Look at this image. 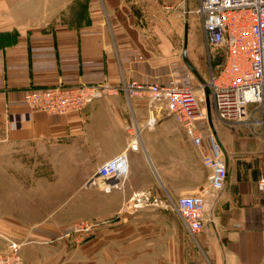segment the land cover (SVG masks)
Returning a JSON list of instances; mask_svg holds the SVG:
<instances>
[{"label": "crops", "instance_id": "obj_1", "mask_svg": "<svg viewBox=\"0 0 264 264\" xmlns=\"http://www.w3.org/2000/svg\"><path fill=\"white\" fill-rule=\"evenodd\" d=\"M176 2L0 0V143L25 148L28 158L50 161L42 165V174L79 185H85L98 165L125 151L127 175L121 187L109 191L115 206L120 203L128 211L123 218L156 205L162 195L176 199L204 191L210 173L202 161L206 140L195 145L163 104L154 108L156 120L148 125L147 97L128 98L117 88L122 80L168 84L187 73L195 74L199 83L206 81L193 40L190 46L184 37L185 24L172 17L159 22ZM184 4L186 12L188 0ZM96 82L111 85V93L80 111L47 113L24 101L29 87ZM197 125L205 137L210 131L216 135L227 155V176L207 204L198 234L207 263L195 258L185 264H264L261 128L225 124L212 111ZM3 226L0 246L4 235L12 233Z\"/></svg>", "mask_w": 264, "mask_h": 264}, {"label": "rangeland", "instance_id": "obj_2", "mask_svg": "<svg viewBox=\"0 0 264 264\" xmlns=\"http://www.w3.org/2000/svg\"><path fill=\"white\" fill-rule=\"evenodd\" d=\"M184 2L177 0L159 22L172 17L182 26L187 23L184 37L189 45L193 40L195 60L203 68L205 81L209 66L196 0H188L187 13ZM186 77L180 82L198 88L195 74ZM223 154L226 161L224 150ZM49 162L28 158L25 148L15 150L0 143V221L12 229V236L4 235L0 251L11 238L21 243L24 264H185L195 258L207 263L198 240L203 227L193 236L187 232L172 206L173 198L162 195L156 205L129 217L120 203L115 206L117 200L109 191L59 182L61 177L53 173L42 174V165ZM214 192L210 187L201 191L206 206Z\"/></svg>", "mask_w": 264, "mask_h": 264}, {"label": "built area", "instance_id": "obj_3", "mask_svg": "<svg viewBox=\"0 0 264 264\" xmlns=\"http://www.w3.org/2000/svg\"><path fill=\"white\" fill-rule=\"evenodd\" d=\"M195 13L208 58L209 75L205 82L196 88L179 79L168 84L122 80L117 88L128 98L147 97L148 125L156 120L154 108L163 104L181 122L195 145L202 146L206 140L202 161L210 169L208 188L215 190L213 200L224 187L227 164L215 134L210 131L205 137L197 122L208 119V98L210 110L218 120L228 125L259 126L264 140V0H196ZM112 89L106 82L29 87L24 101L33 109L64 114L82 110ZM137 135L136 131L132 147ZM126 175L127 158L122 151L98 165L85 185L110 191L121 187ZM172 206L192 236L202 229L205 194L200 191L181 195L172 200ZM20 247V242L7 238L6 249L0 251V264H24Z\"/></svg>", "mask_w": 264, "mask_h": 264}, {"label": "water", "instance_id": "obj_4", "mask_svg": "<svg viewBox=\"0 0 264 264\" xmlns=\"http://www.w3.org/2000/svg\"><path fill=\"white\" fill-rule=\"evenodd\" d=\"M187 29V23H185V30ZM207 92V91H206ZM206 108H207V115H208V118L210 117V105H209V101H208V98H206ZM216 136V135H215ZM218 140V139H217ZM221 146V145H220ZM222 148V147H221Z\"/></svg>", "mask_w": 264, "mask_h": 264}, {"label": "bare ground", "instance_id": "obj_5", "mask_svg": "<svg viewBox=\"0 0 264 264\" xmlns=\"http://www.w3.org/2000/svg\"><path fill=\"white\" fill-rule=\"evenodd\" d=\"M218 142H219V141H218ZM219 144H220V143H219ZM213 197H214V196H213ZM213 197H212V198H213ZM211 202H212V199H211V201H210L209 203L211 204ZM209 203H208V204H209ZM206 207H207V206H206ZM207 209H208V208H207Z\"/></svg>", "mask_w": 264, "mask_h": 264}]
</instances>
